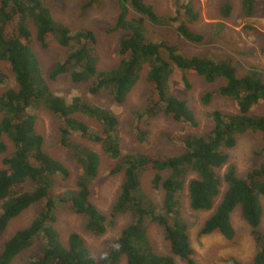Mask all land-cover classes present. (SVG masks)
Returning <instances> with one entry per match:
<instances>
[{
    "label": "trees",
    "instance_id": "1",
    "mask_svg": "<svg viewBox=\"0 0 264 264\" xmlns=\"http://www.w3.org/2000/svg\"><path fill=\"white\" fill-rule=\"evenodd\" d=\"M45 1L0 0V84L7 77L1 64L12 73L15 82V86L0 92V155L3 165L0 168V231L6 229L23 210L40 203L33 220L0 243V264H11L40 235L43 245L28 264H117L121 256L126 258L127 264H179L173 255L194 264L187 222L179 209L178 194L187 184L190 207L210 210L223 182L226 188L200 232H218L232 240L235 229L231 214L239 207L255 242V253L249 264H264V234L259 229L263 215L264 144L258 150V164L244 177L237 174L234 165H229L222 175L219 173L229 160L228 150L236 145L240 134L261 132L264 137V114L252 112L253 106L264 100V78L260 70L251 66L239 76L230 56H187L170 39L149 37L147 22L155 25L175 23L177 35L191 42L203 40V34L189 27L190 23L198 21L200 13L181 0H169L175 11L172 16L156 13L154 6L145 0H117L116 22L106 31H123L118 45L119 62L115 67L98 70L94 32L88 28L72 30L56 22ZM255 3L256 0H242L241 9L245 16L252 15ZM100 5V0H86L82 7ZM230 10L229 2L220 7L224 18L230 15ZM30 21L42 48L54 40L66 49L62 61L50 70L48 76L51 79L63 73H68L72 82L91 79L90 93L107 90L113 100L121 104L147 66L144 78L148 94L143 104L133 110L135 120L132 128L139 143L150 132L151 119L161 113L177 122L197 125L187 101L170 90L169 80L175 68L181 71L187 86L183 73L188 70L208 82L224 78V83L204 91L200 100L208 103L215 96L227 97L235 100L237 111H212L213 127L204 135L186 132L168 135L183 145L180 153H123L118 133L119 119L113 111L82 96H74L68 102L43 82L38 59L31 48ZM32 103L43 105L61 120L60 143L81 169L74 188L55 194L56 180L59 177L66 179L69 170L63 162L43 150V137L36 131L35 116L28 112ZM77 114L91 117L98 122L99 128L91 130ZM74 133L101 144L104 152L115 160L111 173H122L123 180L111 208L112 215L131 213L130 223L123 227L117 238L107 243L104 254L98 259L91 255L79 233L72 231L66 241H62L55 226V196L68 211L83 215L85 228L94 235L104 234L111 223L89 199L91 181L99 170L100 154L74 139ZM7 141L13 144L9 153ZM147 172L153 173L148 181L149 188L163 191L160 206L142 185ZM190 173L197 176L188 179ZM149 222L162 227L173 255L153 250L147 235Z\"/></svg>",
    "mask_w": 264,
    "mask_h": 264
},
{
    "label": "rangeland",
    "instance_id": "2",
    "mask_svg": "<svg viewBox=\"0 0 264 264\" xmlns=\"http://www.w3.org/2000/svg\"><path fill=\"white\" fill-rule=\"evenodd\" d=\"M100 1V7L91 6L87 8L82 7L86 0H46L45 4L56 22L64 24L72 30L88 28L94 32L97 38L96 50L98 54L96 67L98 70H104L115 67L119 62L118 45L123 31H106L107 28L113 26L116 22L118 14L117 0ZM145 1L151 3L155 12L160 15L172 16L175 14L169 0ZM181 2L189 3L195 11L200 13L198 21L190 23L189 27L192 31L203 34V40L191 42L177 35L175 23L155 25L147 22L149 37L157 40L162 38L170 39L177 44L180 52L187 56H212L214 58L230 56L236 66L237 75H243L252 66L260 70L264 78V0H256L251 16L244 15L241 9L242 0H181ZM224 2H229L231 5L230 15L227 18H224L220 12V7ZM221 25H223L222 28ZM28 26L32 33L31 48L38 59L43 82L47 84L51 91L63 96L68 102L74 96H82L96 105L113 111L119 119L118 133L120 136V148L123 153L154 151L167 155L180 153L183 145L178 140L168 138V135H177L185 132L204 135L213 127L212 111H237L235 100L227 97L215 96L208 103H203L200 100L204 91L224 83V78L219 77L208 82L194 71L188 70L183 73L189 84L187 86L182 79L181 71L175 68L169 80L170 90L177 97L187 101L194 113L197 125L193 126L187 122H177L169 115L161 113L151 119L150 132L145 140L139 143L132 128L135 120L133 110L143 104L148 94L144 78L147 66L144 67L142 75L132 87L125 101L118 104L107 90H101L96 94L90 93L91 79L82 82H72L68 73L60 74L54 79L49 78L50 70L53 69L57 62L62 61L65 57L66 49L54 40L51 41L48 47L42 48L35 37V28L31 21ZM1 67L7 77L5 82L0 84V92L6 87L15 86L12 73L5 69L3 64H1ZM33 103L28 107V112L35 116L36 131L43 137V150L63 162L69 170V176L66 179L59 177L56 180L55 194L67 188H74L81 169L76 164L71 153L60 143L61 120L43 105H33ZM252 112L264 114V100H260L255 104ZM77 116L87 122L91 130L99 128L98 122L91 117L83 114H77ZM72 137L100 154L99 170L97 176L91 181L89 199L106 216L107 220H111V223L104 234L94 235L85 228V217L68 211L59 203L55 196V226L60 232L62 241H66L68 234L72 231L79 233L89 248L91 255L98 259L104 254L107 243L117 238L123 227L131 221L130 212L112 215L111 208L120 192L123 174L111 173L115 160L104 152L101 144L89 141L78 133L72 134ZM7 143V152L9 153L13 150V144H11V141H7ZM263 144L264 137L261 132L248 131L240 134L237 137L236 145L228 150L229 160L219 169L220 175L228 169L229 165H234L237 174L244 177L249 170L258 164V150ZM1 158L2 155H0V168L3 167ZM152 174V172L145 174L142 185L153 201L160 206L163 199L162 189L153 190L148 186V181ZM196 176L197 174L190 173L188 179ZM225 188L226 185L223 182L214 206L210 210H194L190 207L187 184L178 194L179 209L187 222L189 241L193 249L191 258L194 264H234L235 262L249 264L255 253V242L251 236L250 227L242 217L239 207H236L231 214V221L235 229V235L232 240L226 239L218 232L209 234L200 232L203 222L213 212ZM261 200L263 215L259 229L264 234V197ZM39 205V202L34 203L15 216L8 223L6 229L0 231V243L8 239L17 229L28 225L36 216ZM147 235L155 252L172 254L160 225L156 222H149L147 224ZM42 239L40 235L35 243L20 252L11 264H28V261L41 249L43 245ZM173 256L179 264H189L186 259L176 255ZM117 264H127L126 258L121 256Z\"/></svg>",
    "mask_w": 264,
    "mask_h": 264
}]
</instances>
